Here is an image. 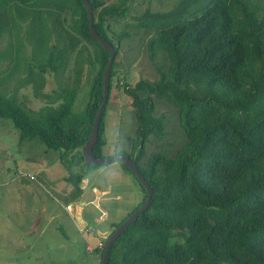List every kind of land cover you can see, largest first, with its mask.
<instances>
[{"label": "trees", "instance_id": "16d2710c", "mask_svg": "<svg viewBox=\"0 0 264 264\" xmlns=\"http://www.w3.org/2000/svg\"><path fill=\"white\" fill-rule=\"evenodd\" d=\"M88 1L93 27L115 55L107 102L129 29L153 31L145 50L150 62L159 60L156 81L120 84L137 124L129 152L104 155L105 111L99 123L93 157L129 159L152 190L146 209L111 246L107 264H264V0H147L146 8L165 10L132 17L134 0ZM166 2L168 8L162 6ZM128 18L138 22L123 23ZM3 37L8 42L0 62L8 60L9 68L0 76V122L12 125L20 144H41L43 153H58L60 161L76 151L74 157L79 154L94 167L86 164L82 148L103 98L110 55L91 38L81 0H0ZM27 46L29 59L23 56ZM70 65L71 80L44 92L46 75L61 76ZM21 68L25 78L11 89ZM84 68L89 94L85 109L75 114ZM28 87L42 104L37 110L20 95ZM160 103L175 108L183 142H162L147 154L153 140L160 144L168 136ZM118 163L135 177L144 197L113 228L147 196L136 176ZM65 168L71 187L66 201L74 202L83 193V175ZM106 243L94 250L99 264Z\"/></svg>", "mask_w": 264, "mask_h": 264}, {"label": "rangeland", "instance_id": "374dc122", "mask_svg": "<svg viewBox=\"0 0 264 264\" xmlns=\"http://www.w3.org/2000/svg\"><path fill=\"white\" fill-rule=\"evenodd\" d=\"M115 1L104 0L106 4ZM169 5L170 2H166L162 6L168 8ZM147 6V0H134L130 5L129 16H139L147 9L151 12L165 10L157 5H149L150 8ZM126 22L136 23L138 20L128 18L123 23ZM147 23H151V18L147 19ZM111 26L114 30L117 28L115 23ZM129 33L131 37L122 42L115 60L118 64L116 76L104 114V155H114L121 150L129 152L131 139L135 136L137 124L134 109L130 99L123 94L120 84L125 82L133 86L138 80H157L155 65H158L159 60L150 62L145 50V44L153 36V31L129 29ZM7 42L8 37L0 39V49ZM23 51L24 58L29 59V46ZM6 68H9V61H1L0 76L7 72L4 71ZM20 70V74L14 75L9 81L11 89L25 78L23 69ZM73 74L72 65L61 76L48 73L44 92L58 90L65 81L71 80ZM117 83L119 86H116ZM88 91L89 70L84 68L72 107L73 113L78 114L85 109ZM20 95L25 98L29 109L37 110L41 107V102L33 98L29 87L21 89ZM157 110L168 123V136L160 144L153 140L146 148L147 154L157 151L155 147L162 145V142L172 146L183 142L175 108L160 103ZM43 149V145L34 142L20 144L12 125L0 122V264H99L96 252L87 249L93 245L90 240L83 238L85 228L97 235L108 223H119L139 205L144 192L135 177L117 161L89 168L80 160L79 154L74 157L76 151L60 161L58 153L45 154ZM65 166L83 175V196L75 204H68V207L65 198L67 193L53 192L54 185L48 182L49 177L57 176L49 172L63 169L67 173ZM45 169H49L48 172ZM80 205L86 224L83 229L75 219Z\"/></svg>", "mask_w": 264, "mask_h": 264}, {"label": "water", "instance_id": "95a60500", "mask_svg": "<svg viewBox=\"0 0 264 264\" xmlns=\"http://www.w3.org/2000/svg\"><path fill=\"white\" fill-rule=\"evenodd\" d=\"M81 2L83 3V5L85 6V9L87 11V16H88V20H89V33L92 39L97 40L99 42V44L101 45V47L109 52L110 58L109 61L107 63L105 72H104V82H103V98L99 107V110L96 114L95 120L93 122V126H92V130H91V134L89 136V139L87 140V142L85 143V145L83 146L82 150H83V157L84 160L86 162V164L90 165V166H100L102 164H106L111 162V159H96L93 157L92 151H93V147L97 141V132H98V127H99V123L101 120V117L105 111V104L107 102L108 99V82H109V75H110V70H111V66L114 60V51L112 46L105 41L104 39H102L95 31L94 27H93V16H92V8L91 5L89 3L88 0H81ZM120 157H117L115 160L117 162H120L119 160ZM123 166H125L128 170H130L138 179L139 183L143 186V188L145 189L147 196L145 199L144 204L136 211L134 212L131 216H129L120 226H118L115 231L110 235V234H100V237L104 238L105 240H107L104 252H103V256H102V260H101V264H107L108 261V257H109V252H110V248L113 245V243L116 241V239L125 231V229L131 224L133 223L137 217L146 209L151 196H152V190L149 187V185L147 184V182L144 180V178L140 175L136 165L134 164V162L130 161L127 158H123L122 162H120Z\"/></svg>", "mask_w": 264, "mask_h": 264}, {"label": "crops", "instance_id": "0c3cea01", "mask_svg": "<svg viewBox=\"0 0 264 264\" xmlns=\"http://www.w3.org/2000/svg\"><path fill=\"white\" fill-rule=\"evenodd\" d=\"M47 170H49V169H45V171H47ZM49 173L52 174V175L57 174L56 177H49L50 180H48V182L50 184L54 185V187H52L53 192L60 194L63 191H65L67 193V196H68L70 194V192H71V187H70V185H68L64 181V179L67 176V173L65 172V170L57 169L56 171H51ZM53 181H57V182H53ZM67 196H65V198ZM82 196H83V193H82V195L79 198H81ZM77 200H75L74 202H67L66 203L67 207L70 206L68 204H71V203L75 204V202ZM81 207H82V205H80V208L77 209L76 214H75V219L79 222V225L81 226V229H83L84 227H86V224L84 223ZM66 210H67V208H66ZM44 211L45 210H43L42 212H44ZM53 217H55V216H52V218ZM113 223H115V222L108 223V225L102 231L98 232L97 235L94 234L93 231L88 230L87 227H86L85 231L83 233V238H84V240H90L91 244L93 245L91 248L87 247V249L89 248V250L94 251L95 249H98L99 247H101L102 241L105 240V239L100 237V234H106V233L107 234H111L114 231V229H113L112 226L110 227V225H112ZM86 242H88V241H86Z\"/></svg>", "mask_w": 264, "mask_h": 264}, {"label": "clouds", "instance_id": "9594fccd", "mask_svg": "<svg viewBox=\"0 0 264 264\" xmlns=\"http://www.w3.org/2000/svg\"><path fill=\"white\" fill-rule=\"evenodd\" d=\"M122 159H123V156H121V157L119 158L120 162H122ZM102 246H103V244H101V247H99L98 249H101ZM104 249H105V248H104ZM101 260H102V259H101Z\"/></svg>", "mask_w": 264, "mask_h": 264}, {"label": "bare ground", "instance_id": "6f19581e", "mask_svg": "<svg viewBox=\"0 0 264 264\" xmlns=\"http://www.w3.org/2000/svg\"><path fill=\"white\" fill-rule=\"evenodd\" d=\"M114 231H115V230H114ZM114 231H113V232H114ZM113 232H112V233H113ZM112 233H111V234H112ZM111 234H110V235H111Z\"/></svg>", "mask_w": 264, "mask_h": 264}]
</instances>
